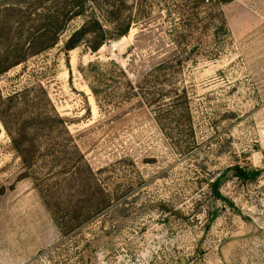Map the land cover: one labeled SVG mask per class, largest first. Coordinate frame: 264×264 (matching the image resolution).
Masks as SVG:
<instances>
[{"label": "rangeland", "instance_id": "374dc122", "mask_svg": "<svg viewBox=\"0 0 264 264\" xmlns=\"http://www.w3.org/2000/svg\"><path fill=\"white\" fill-rule=\"evenodd\" d=\"M191 3L87 2L110 32L105 11L131 16L128 32L66 50L78 16L55 46L0 74L2 97L18 96L13 120L47 113L67 129L57 124L48 141L61 145L42 143L28 167L0 114V264H264V0L221 1L226 25L208 28L206 6L190 20ZM63 6L0 0L13 23L4 45ZM155 67L158 104L173 112L161 120L126 86ZM77 160L96 179L86 194L72 185Z\"/></svg>", "mask_w": 264, "mask_h": 264}, {"label": "trees", "instance_id": "16d2710c", "mask_svg": "<svg viewBox=\"0 0 264 264\" xmlns=\"http://www.w3.org/2000/svg\"><path fill=\"white\" fill-rule=\"evenodd\" d=\"M63 3V7L55 10L54 12H49L46 14H38V23L35 24L31 29L32 32H29L28 38L25 41H21L20 39H16L10 43H3L4 35L6 32H12L13 23L10 24L6 21H2L0 19V74L7 71L13 66H16L20 63L26 61L29 56H34L40 54L47 49L55 46L58 43L60 35L66 29L67 24L74 18L82 15H86L87 19L80 26V28L76 29L68 38L65 43V49L71 50L77 47L82 41H84L87 37H91L90 39V49L93 51L98 50L103 44H105L110 39L120 38L125 35L131 23L133 22L131 16H124V12L120 9L105 11L103 14V20L111 25V32L109 29L105 28V24L102 22L101 18L95 12L91 11L90 13H86V3L97 0H57ZM122 1V0H117ZM193 2L191 6L192 13L190 16V20H192L195 15L199 13L197 8L206 6V16L205 19L207 21L205 27H210L212 21L218 18V22L221 23L222 26L225 27L226 21L223 16V13L220 9V4L222 2H228L230 0H189ZM71 6V7H70ZM22 5H12L5 6L4 9L8 13L7 15H11L13 17L19 16L22 12ZM218 8V9H217ZM217 11L218 16L214 15V11ZM6 15V17H7ZM9 33V34H10ZM22 31H18L16 34L18 36L22 35ZM160 68H164V66H160ZM158 67H155L153 71L147 74V77L142 79L141 81L132 84L130 80H127L126 86L131 90L132 95L135 97H139L146 106L153 108L155 115L158 120H161L167 115L173 114L169 109H164L170 104L160 105L158 104L159 97L158 91L160 90L158 85ZM164 85V84H163ZM158 87V89H157ZM93 93L98 97V91L92 88ZM136 90V93L133 91ZM17 95H13L7 98H3L0 93V114L5 123V127L7 132L10 135L11 142L14 150L19 154L23 163L32 167L39 159H41L44 154L40 153V149L42 143L46 142L47 144L52 143L54 146L56 143L61 145L55 141H48L49 136H52L54 131V127L57 124L63 127V130L67 132V129L64 125V121L57 115L50 114H38L36 117L34 116H22L20 119H14L13 117L16 114L14 112L16 108H18L19 101H17ZM127 100L131 98H126ZM177 105L174 106L177 111L182 105L181 100L178 99ZM168 108V107H167ZM6 117L11 119V122L15 125V129L12 131L10 122H6ZM163 117V118H162ZM9 124V125H8ZM62 130V131H63ZM46 141H44V140ZM55 142V143H54ZM72 158L66 159L67 162H71ZM56 161L55 163H59L61 160L56 159V157L52 158V161ZM84 163L79 162L78 160L74 163L72 162L69 171H71L72 175V185L75 188L82 189L83 193L86 194L89 189L92 187L91 182L96 181L93 172L88 169V166H84ZM241 175H247L248 172L243 170L242 168H236ZM250 174V178H255L258 175V170L250 169L248 170ZM72 186V187H73ZM83 194V195H84ZM45 199V203L47 207L51 210L52 215L54 211H56L50 205V201L47 198ZM72 208V212L75 213L76 209L79 207ZM76 215L79 213H75ZM55 223L59 228L62 229L61 221L57 218L54 219Z\"/></svg>", "mask_w": 264, "mask_h": 264}]
</instances>
